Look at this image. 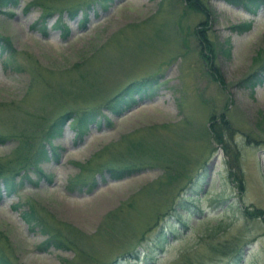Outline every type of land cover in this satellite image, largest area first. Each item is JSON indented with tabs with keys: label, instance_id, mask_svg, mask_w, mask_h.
I'll return each mask as SVG.
<instances>
[{
	"label": "rangeland",
	"instance_id": "obj_1",
	"mask_svg": "<svg viewBox=\"0 0 264 264\" xmlns=\"http://www.w3.org/2000/svg\"><path fill=\"white\" fill-rule=\"evenodd\" d=\"M103 1L0 8V36L13 44L0 38V160L14 158L22 130L69 114L61 136L45 143L41 174L20 169L24 183L12 195L0 179V249L13 264H264V221L244 216L246 207L264 209V85L241 83L264 63V7ZM144 78H153L152 95L137 93L122 115L106 108ZM83 111L97 114L80 134ZM214 114L229 121L235 157L206 131ZM125 160L135 165L123 177L108 171ZM80 174L88 181L72 183ZM30 206L70 248L45 244L53 236L44 223L22 217Z\"/></svg>",
	"mask_w": 264,
	"mask_h": 264
},
{
	"label": "trees",
	"instance_id": "obj_2",
	"mask_svg": "<svg viewBox=\"0 0 264 264\" xmlns=\"http://www.w3.org/2000/svg\"><path fill=\"white\" fill-rule=\"evenodd\" d=\"M111 0H104L103 2L108 3ZM20 0H0V8H15L19 5ZM193 0H188V3L192 4ZM231 2H239L241 3L245 8L251 10L253 13L256 12L257 9L260 7H264V0H231ZM92 3H87L85 6L81 7L79 5L78 8L75 9H70L72 14L76 13V11L79 8H87L89 7ZM193 6V4L191 5ZM194 8V7H193ZM204 14H207V10L203 8ZM53 14V13H51ZM47 14L44 15L47 17ZM85 21L88 20V17L84 19ZM61 24V23H60ZM63 25V24H61ZM66 30V34L69 33V28L63 25ZM251 26V23L244 25L243 27H249ZM235 29H242V25L240 26H235ZM199 32V31H198ZM199 37V40L203 42L204 48L203 51L205 53L206 48L208 46L206 43L203 41V39ZM5 42L6 45L12 47V43L10 41V38L2 37L0 36ZM203 47V46H202ZM223 49V47H221ZM226 51V50H224ZM203 53V54H204ZM205 60H210L206 56V54L203 55ZM213 71L212 73L214 74L215 79L220 80L221 77L217 74L220 73L219 69L215 70V68H212ZM153 78H144L141 81L134 82L133 84H130V86L126 87L123 91L117 93L112 99H109L105 105L106 108L112 111L114 114L118 115L123 113L124 111L128 110L129 108L133 107L136 103L137 100L135 98L136 94L139 93V96H146V95H152L154 93L152 89V85L149 88V82ZM254 79L253 81H251ZM241 83H245V86L250 87L251 89H255L256 86L258 85H263L264 84V63H261V65L252 73L250 74L247 78L243 79ZM143 85V88H139L138 86ZM136 87V88H134ZM84 112V111H83ZM94 113L97 114V112H84V115L81 117H78L77 120H75L76 127L79 129L80 134H84L85 130L89 127L88 126V117H91L94 115ZM63 114L60 115V118H57L54 122L49 123L48 125L44 126L41 125L40 127L37 126V128H34L32 132L27 134V129L22 130L24 132L23 134H20L21 136L24 137L23 142L21 140V143L18 145L16 150L14 151V158H10L8 161H3L0 160V179L3 180L4 185H5V190L8 195L16 194L19 191V188L21 185H23L24 181L21 183L16 181V177L18 176V172L20 173L22 170H25L24 168H27L28 166H33L37 167L38 171H40V174L42 173L40 163L48 159V152L46 150V145L45 143H51L53 142L54 139L59 138L62 134V124L65 122L66 118L69 116V114ZM216 115V114H214ZM210 118V125L207 127V130L210 133V136L212 137V141L214 143H217L222 146V148L225 150V153L227 156H231V154H238L237 150L235 147H233L229 142V138H227L228 135H232V128L229 124L228 119L224 115H216ZM95 118V116L92 117V119ZM32 129V128H31ZM6 138H4V135L0 134V142H4ZM23 147L21 148V146ZM111 163V162H110ZM120 163L117 167L111 164V169H108V171H113L115 170V177L120 178L124 176V172L132 170L135 165L134 162L132 161H120ZM116 164V163H115ZM237 165V163H236ZM20 166V167H19ZM106 166V167H109ZM20 169H22L20 171ZM231 175L236 174V170L234 169L231 173ZM81 174L79 175V179L77 180H72V183L78 184L79 182L82 183L86 178H81ZM237 177V176H236ZM88 181V180H87ZM239 187L240 190H244V185L242 183V179L239 177ZM0 196H1V187H0ZM15 208H19L20 204L17 203ZM33 206H30L29 209H24L22 217L23 219L30 225L32 226H38L39 224H43V230L47 234H50L53 236L52 239L47 238L45 241L46 245H54L56 247H67L70 248V244H73L72 241L69 239V237H64L62 236V229L61 228H55L52 227L46 220V218L43 216V214L39 213L38 210H35L32 208ZM244 216L248 219H262L264 221V209L260 207H254L253 209L250 208H245L244 209ZM36 219V220H35ZM39 223V224H38ZM163 228V227H162ZM160 233H162V238L160 237ZM160 233L157 236L158 237V242L157 246L161 250L164 249L166 243H167V237L166 235L164 236L163 229H160ZM64 237V238H63ZM60 239V240H59ZM60 241V242H59ZM156 246V247H157ZM149 254L146 259H154L151 258V253L155 250L152 247H149ZM137 253V252H135ZM240 256V255H239ZM239 256L237 255L235 257V260L239 259ZM138 259V258H136ZM115 262V261H114ZM111 263V264H114ZM0 264H13V262L8 258V256L5 254V252L0 249Z\"/></svg>",
	"mask_w": 264,
	"mask_h": 264
}]
</instances>
